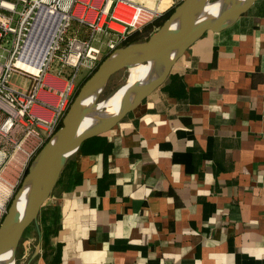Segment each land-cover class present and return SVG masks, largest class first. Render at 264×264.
I'll use <instances>...</instances> for the list:
<instances>
[{"label":"crops","instance_id":"1","mask_svg":"<svg viewBox=\"0 0 264 264\" xmlns=\"http://www.w3.org/2000/svg\"><path fill=\"white\" fill-rule=\"evenodd\" d=\"M44 80L39 96L55 102L64 78ZM9 148L0 142V172L13 185L22 156ZM16 264H264V0L204 32L132 112L81 145Z\"/></svg>","mask_w":264,"mask_h":264},{"label":"water","instance_id":"2","mask_svg":"<svg viewBox=\"0 0 264 264\" xmlns=\"http://www.w3.org/2000/svg\"><path fill=\"white\" fill-rule=\"evenodd\" d=\"M256 0H180L149 35L104 67L112 49L78 87L61 124L30 159L0 218V264H16L17 248L49 197L67 160L87 140L107 133L132 112L168 75L172 65L206 31L233 24ZM126 79L107 93L110 77ZM97 91L96 98L86 102Z\"/></svg>","mask_w":264,"mask_h":264},{"label":"built area","instance_id":"3","mask_svg":"<svg viewBox=\"0 0 264 264\" xmlns=\"http://www.w3.org/2000/svg\"><path fill=\"white\" fill-rule=\"evenodd\" d=\"M167 1L149 6L134 0H0V142L3 150L10 147L11 155L20 153L22 156L21 174L16 184L8 185L0 172L1 214L30 159L60 125L78 88L79 69L82 66L92 70L100 59L102 49L94 42L95 34H107L105 44L108 51L112 50L125 32L141 28L167 11L163 9ZM119 3L125 5L122 10L117 9ZM74 19L89 26L86 37L69 31ZM51 25L55 30L53 28L39 67L34 70L19 65L18 59L32 64L33 54L46 41ZM54 60L57 63L55 75L64 77V82L57 91L56 101L48 102L40 98L39 91L45 85L44 75ZM14 72L28 79L25 87L10 84L9 78ZM36 104L48 113L35 112Z\"/></svg>","mask_w":264,"mask_h":264},{"label":"rangeland","instance_id":"4","mask_svg":"<svg viewBox=\"0 0 264 264\" xmlns=\"http://www.w3.org/2000/svg\"><path fill=\"white\" fill-rule=\"evenodd\" d=\"M51 28H48L47 30H49L46 34V37H45V40H47L48 39V36H49V34H50V32H51V30H52V28H54V30H55V27L54 26H50ZM155 29V28H154ZM153 29V30H154ZM152 30V31H153ZM95 36H97V40H96V38L94 39V42H96V43H98V44H100V46H101V53L102 54H100V59H102L103 57H104V55L106 54V53H109L111 50H107V47H106V44H105V41H106V39H107V34H105V33H102V32H98V33H96L95 34ZM145 37H142V38H140V39H137V40H142V39H144ZM96 40V41H95ZM5 45H10L9 43H5ZM124 45V44H123ZM120 46V45H119ZM118 47V46H117ZM120 47H122V46H120ZM99 59V60H100ZM57 66V63L55 62V60L52 62V65H51V68H49L48 70H47V72L45 73V75L44 76H50V75H55L56 73H55V67ZM88 70H87V68H85V67H82L81 66V68L79 69V72L77 73L78 74V78H77V86H79L80 84H79V82L81 81V79L83 78V76L85 75V73L87 72ZM126 75H127V72L125 71V70H122V71H119V72H116L115 74H113L111 77H110V79L108 80V83H107V85H106V87H105V89H104V93H107L109 90H111L112 88H114V87H116V86H118L119 84H121L122 82H124V80L126 79ZM64 78V77H63ZM9 82H10V84H12V85H14V86H18V87H22L23 85H25V76L24 75H22V74H20V73H18V72H14L11 76H10V78H9ZM79 84V85H78Z\"/></svg>","mask_w":264,"mask_h":264},{"label":"trees","instance_id":"5","mask_svg":"<svg viewBox=\"0 0 264 264\" xmlns=\"http://www.w3.org/2000/svg\"><path fill=\"white\" fill-rule=\"evenodd\" d=\"M171 10H172V7L170 9H168L167 11H165L161 16H159V17L155 18L154 20L144 24L141 28H137V29H133V30L125 32V36L119 41L118 46L119 45L125 46L123 44H126V43L131 42V41H136L137 39H140L142 37L146 38L154 28L158 27L161 24L163 19L170 13ZM69 31L71 33L79 34L82 37H86L90 32V28L87 24H82L78 20L74 19L71 23ZM100 61H101V59L98 60L97 64L95 65V67L92 70H89L85 73V75L83 76V78L79 82L80 85L95 70V68L97 67V65L99 64ZM76 92H77V90H76ZM60 124H61V122H60Z\"/></svg>","mask_w":264,"mask_h":264},{"label":"bare ground","instance_id":"6","mask_svg":"<svg viewBox=\"0 0 264 264\" xmlns=\"http://www.w3.org/2000/svg\"><path fill=\"white\" fill-rule=\"evenodd\" d=\"M51 28V27H50ZM49 31V30H48ZM49 33V32H48ZM53 34V28L48 36V39L42 44L38 46V49L36 52H34L33 58L35 60H32V64H29L28 61L24 59H18V64L23 65V66H28L29 68L36 69L39 67V64H41L42 60L44 59L45 53H46V48L48 46L49 38ZM134 43L131 45H125V46H118L116 50H114L111 55L107 58V60L104 63V67L117 61L118 59L122 58L126 53H128L132 48H133ZM28 60V59H27ZM97 96V91H94L88 95L86 98V102H91L93 101Z\"/></svg>","mask_w":264,"mask_h":264}]
</instances>
